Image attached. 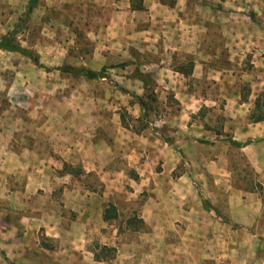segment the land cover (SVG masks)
<instances>
[{"label": "rangeland", "instance_id": "374dc122", "mask_svg": "<svg viewBox=\"0 0 264 264\" xmlns=\"http://www.w3.org/2000/svg\"><path fill=\"white\" fill-rule=\"evenodd\" d=\"M34 1L35 4L29 7L26 0H0V39L10 37L13 45L31 53L38 61L37 66L19 53L0 51L1 155L4 148L7 150L9 142L15 140L23 145L25 141L22 140L35 136L44 126L51 129L72 128L79 124L92 127L99 123L97 118L103 116L111 120L113 116V121L117 116L120 120L123 118L124 124L120 121L122 127L129 131L132 127L135 134L146 132L158 137L176 151L183 141L176 140L175 136L182 132L180 127L188 123L192 125V137L201 138L193 144L189 153L202 150L211 156L217 152L224 154L230 167L233 161V168L239 170L241 178L250 179V187L254 189L251 167L239 156L241 154L231 146H221L216 150L202 138L203 131L219 134L221 128H231L236 121L246 118L245 122H249L251 113H257L256 103L264 115V0L189 1V18L195 21L197 16L199 19L202 33L200 50L183 54L171 50L166 53L164 50L151 53L129 50L123 58L108 55L102 50L103 43L97 39L101 36L97 30L104 26L107 14L103 1ZM160 54H165L163 60H170V67L168 63L161 67L170 68L173 72L182 69L186 76L189 67L192 68L191 73L197 67L199 79L190 77L184 84L187 89L206 96L199 112L186 115L181 113L179 102L172 96L153 94L155 83L150 75L161 68L157 64ZM195 61H201V64ZM145 63H155L156 66ZM66 67L102 71L104 78L87 80L58 71ZM142 88L145 93L141 98L131 95L130 92ZM138 99L144 103L145 110L143 112L140 108L139 119L135 121L128 108L138 103ZM124 141L131 143L126 138ZM227 141L229 139L224 142ZM55 160L56 165L51 166L52 169L62 164L60 157ZM3 168L6 167L0 162V169ZM71 170L79 168L63 164V171ZM182 170L184 167L180 165L178 171ZM155 171H160L159 165L155 166ZM129 179L137 182V177L130 176ZM88 182L101 192L99 179H89ZM119 182L117 189L121 192L116 193L120 197L116 200L117 218L104 229L96 226L95 231L86 232L85 239L80 236L79 252H76L77 242L71 241L70 237V241L55 243L43 235L39 246L53 251L62 248L63 244L65 248L75 249L72 251L79 255V264L264 263V242L260 241L207 239L202 242H156L147 239L148 228L136 231L126 223L128 219L139 220L138 209L149 203L151 194L146 190L135 194L130 184L126 183L127 179L122 178ZM203 196V214L197 217L206 216L209 225L211 222L227 223L224 211L216 210L213 201L206 197L203 199ZM262 196L264 205V194ZM17 202V199L13 201L14 208ZM11 211L14 212L8 217L18 219L19 212ZM69 214L71 218L76 215L75 212ZM44 232L41 229L40 233ZM104 246L114 248L116 252L109 256L100 254L99 248ZM177 248L176 258L174 253ZM94 254L100 255L98 261L94 259ZM64 259L65 264L76 262L75 258Z\"/></svg>", "mask_w": 264, "mask_h": 264}, {"label": "crops", "instance_id": "0c3cea01", "mask_svg": "<svg viewBox=\"0 0 264 264\" xmlns=\"http://www.w3.org/2000/svg\"><path fill=\"white\" fill-rule=\"evenodd\" d=\"M29 1L26 0L28 5ZM98 1L104 2L107 14L104 26L97 30L101 35L97 39L108 55L123 58L129 50L137 53L171 50L183 54L201 48L199 19L196 16L194 21L188 16V3L193 0ZM164 55L160 54L157 64L161 67L168 63L170 67V60H163ZM196 68L186 76L170 68H157L156 74L150 75L155 83L153 94L172 96L186 115L199 112L206 96L187 89L184 84L190 77L199 79ZM130 93L141 98L145 90ZM128 110L135 121L139 119L138 103ZM117 118L115 121L113 116L112 120L104 116L97 118L99 123L92 127L44 126L35 136L22 140L24 146L14 140L6 145L2 155L0 152V162L6 167L0 169V203H3L0 204V264H65V257L76 259L67 264H79V255L72 251L75 249L62 244V248L45 250L39 246V240L44 235L49 241L64 243L70 237L78 245L80 236L85 239L86 232L95 231L96 226L106 228L110 221H103V213L111 204L117 207L116 200L120 197L116 193L121 192L117 185L122 178L127 179L135 194L145 190L151 194L149 203L138 209L139 219L150 231L147 239L264 242V122L252 124L245 122V118L233 123L231 128H221L219 134L203 131L202 140L209 141L212 148L231 146L241 154L253 173L252 189L250 179L241 178L239 170L232 166L233 161L230 167L224 154L217 152L211 156L202 150L189 153L201 139L192 137L191 124L180 127L183 130L175 138L183 144L174 151L158 137L146 132L135 134L132 127L127 130ZM125 138L131 143H126ZM225 139L229 141L225 143ZM230 142L248 144L236 148ZM59 157L62 164L52 169L55 158ZM63 164L79 170L63 171ZM158 165L160 171L156 172ZM180 165L184 167L181 172ZM130 176L137 177V182L130 180ZM95 178L99 179L101 192L87 184ZM256 184L262 188L261 192ZM201 195L213 201L216 210L224 211L227 223L209 225L206 216L197 217L203 214ZM15 199L18 202L14 208ZM11 210L19 212L18 219L8 217L14 212ZM70 212H75L74 218ZM41 229L46 232L40 233ZM79 249L78 245L76 252ZM177 252L178 248L174 253L176 258Z\"/></svg>", "mask_w": 264, "mask_h": 264}, {"label": "trees", "instance_id": "16d2710c", "mask_svg": "<svg viewBox=\"0 0 264 264\" xmlns=\"http://www.w3.org/2000/svg\"><path fill=\"white\" fill-rule=\"evenodd\" d=\"M34 4H35V1L34 0H30L28 6L32 7ZM0 51L19 53L20 55H22L24 57H27L28 59H31L32 62L35 65L38 66L37 59L35 57H33L31 55V53L25 51L21 47H19L17 45H13V41H12V39L10 37H3V38L0 39ZM191 70H192V68L189 67V74L188 75H190ZM58 71H60L62 73H68V74L76 75V76H82V77H84L87 80H96V79H103L104 78L102 71L93 72V71H90V70L73 69L71 67L61 68V69H58ZM184 71L185 70L180 69L177 72L185 75L186 73ZM137 101H138V104H139L141 110H143V112H144V110H145L144 103L140 99H138ZM255 108H257V113H251V115L249 116V122L252 123V124H258V123L264 122V115L262 114L260 109H258L259 107H258L257 103L255 104ZM121 123L124 124V119L123 118H121ZM230 144L235 146L236 148H241L242 146H245L248 143H245V144L242 145V144H237V143H234V142H230ZM256 189L259 192L262 191V188L259 185L256 187ZM263 216H264V209H263ZM116 218H117V214H116L115 207L112 206V205H109L104 210L103 221L109 222V221L115 220ZM126 225L128 227H134V229L136 231L145 227V225H144L142 220H140V219L137 220V219H134V218L133 219H128ZM99 251H100V254L105 253L107 256H109L110 254H113V253L116 252V250L114 248H108V247H105V246L99 248ZM94 259L96 261H98L100 259V255L94 254Z\"/></svg>", "mask_w": 264, "mask_h": 264}]
</instances>
